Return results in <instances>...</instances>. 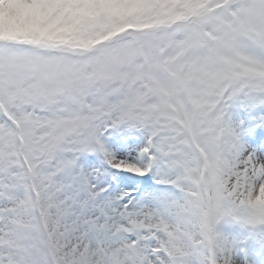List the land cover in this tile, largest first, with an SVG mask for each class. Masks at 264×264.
<instances>
[{
    "label": "snow or ice",
    "instance_id": "6c2138e0",
    "mask_svg": "<svg viewBox=\"0 0 264 264\" xmlns=\"http://www.w3.org/2000/svg\"><path fill=\"white\" fill-rule=\"evenodd\" d=\"M0 264H264V0H0Z\"/></svg>",
    "mask_w": 264,
    "mask_h": 264
}]
</instances>
